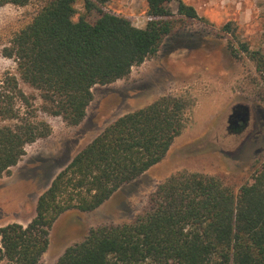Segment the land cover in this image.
Returning <instances> with one entry per match:
<instances>
[{
    "label": "trees",
    "instance_id": "16d2710c",
    "mask_svg": "<svg viewBox=\"0 0 264 264\" xmlns=\"http://www.w3.org/2000/svg\"><path fill=\"white\" fill-rule=\"evenodd\" d=\"M37 1L42 7L3 53L16 61L17 74L39 92L41 103L24 92L17 74L9 72L1 81L0 175L20 162L29 144L52 134L40 112L81 124L93 88L127 77L159 52L177 25L172 0H147L144 27L107 11L110 0H83L77 20L78 0ZM177 13L199 17L183 0ZM243 50L264 77V50L245 44ZM191 106L185 97L165 95L108 124L39 196L28 224L0 226V264H40L58 217L70 209H97L161 162L186 129ZM53 264H264V161L238 191L216 175L175 172L135 221L91 228Z\"/></svg>",
    "mask_w": 264,
    "mask_h": 264
},
{
    "label": "rangeland",
    "instance_id": "374dc122",
    "mask_svg": "<svg viewBox=\"0 0 264 264\" xmlns=\"http://www.w3.org/2000/svg\"><path fill=\"white\" fill-rule=\"evenodd\" d=\"M178 1L171 2L177 25L155 56L134 66L125 78L96 85L87 117L79 125L40 112L52 134L29 144L20 162L0 175V226L26 225L56 175L116 118L165 95L192 101L188 125L166 157L97 209L62 213L50 229V244L40 264L55 263L93 227L135 221L149 209L158 185L175 172L216 175L238 191L264 161V77L243 50L244 44L264 50V0H183L197 10L195 19L177 13ZM42 5L37 0L24 6L0 5V83L7 73L17 74V63L4 55V47ZM76 8L75 20L84 12V1L78 0ZM105 9L139 27L148 22L147 0H110ZM18 77L20 87L36 95L39 105V92ZM237 106L246 113V121L235 126Z\"/></svg>",
    "mask_w": 264,
    "mask_h": 264
},
{
    "label": "flooded vegetation",
    "instance_id": "af4514ba",
    "mask_svg": "<svg viewBox=\"0 0 264 264\" xmlns=\"http://www.w3.org/2000/svg\"><path fill=\"white\" fill-rule=\"evenodd\" d=\"M241 108H242L241 106H237V108L235 109V113H234L233 118H232L235 121V126L242 124V123H240L241 121H243V122L246 121V118L244 116L246 113L242 112ZM238 121H240L239 122L240 124H236V123H238Z\"/></svg>",
    "mask_w": 264,
    "mask_h": 264
},
{
    "label": "crops",
    "instance_id": "0c3cea01",
    "mask_svg": "<svg viewBox=\"0 0 264 264\" xmlns=\"http://www.w3.org/2000/svg\"><path fill=\"white\" fill-rule=\"evenodd\" d=\"M87 114H88V112H87ZM87 117V116H86ZM86 119V118H85Z\"/></svg>",
    "mask_w": 264,
    "mask_h": 264
}]
</instances>
